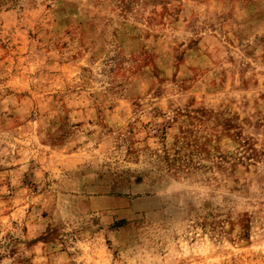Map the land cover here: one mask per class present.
<instances>
[{
	"label": "rangeland",
	"instance_id": "obj_1",
	"mask_svg": "<svg viewBox=\"0 0 264 264\" xmlns=\"http://www.w3.org/2000/svg\"><path fill=\"white\" fill-rule=\"evenodd\" d=\"M0 264H264V0H0Z\"/></svg>",
	"mask_w": 264,
	"mask_h": 264
}]
</instances>
